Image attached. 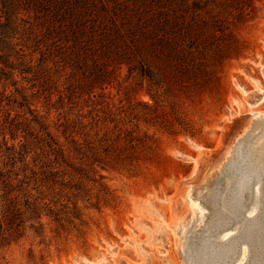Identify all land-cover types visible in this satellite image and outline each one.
Returning a JSON list of instances; mask_svg holds the SVG:
<instances>
[{
	"label": "rangeland",
	"instance_id": "1",
	"mask_svg": "<svg viewBox=\"0 0 264 264\" xmlns=\"http://www.w3.org/2000/svg\"><path fill=\"white\" fill-rule=\"evenodd\" d=\"M255 6L254 19L241 27L244 49L224 63L219 80L209 86H194L189 81L185 84L187 90L176 87L172 93L155 87L136 73L128 76L125 65L117 70L118 78L109 77V85L90 84L97 67L108 64L107 60L88 50L85 70L76 59L78 48L49 39L40 67L46 71L47 82L43 88L39 87L38 97L32 99L34 106L46 117L49 130L60 143L67 144L63 134L66 129V134L74 131L69 140L74 138L81 146L84 140L91 141L100 156L107 154L108 165L104 170L99 169L100 165L95 167L94 175L88 174L87 168L81 175L65 168L53 187L39 178L31 179L27 193L20 192L18 204L24 208L25 195L31 200H41L59 214L58 222L49 216L48 208L42 212L41 225L30 219L29 211L25 212L23 223H17L21 225L22 236L0 249V264H194L198 258L196 250L203 243L214 248L220 244L224 231H216L213 226L218 212L212 206L215 203L224 209L223 201L229 191L238 187L249 165L260 176L254 175L255 186L243 192L242 207L248 209L254 205L258 199L255 188L261 185L264 210V150H259L260 146L264 148L261 140L264 127L261 126H255L260 128L255 136L246 137L245 147L242 138L236 140L235 157L228 156L227 151L224 162L209 168L207 176L188 186L187 195L182 196L184 200L178 197L171 203L179 183L193 171L199 153L215 147L225 123L239 116L264 113V99L256 107L248 104L254 94L264 93V0L255 1ZM20 37L14 36L12 43L24 44ZM26 46L29 48L30 44ZM23 50L31 55L29 50ZM2 55L0 52V64L6 62ZM16 58H7V65L17 64ZM31 58L37 75L38 52ZM31 76L25 75V81L17 77L19 87L28 95L37 90L27 91ZM43 81L37 80L35 86ZM13 90L0 82V95L13 97ZM146 96L150 103L146 102ZM15 114L13 111L12 116ZM110 120L115 121L109 123ZM240 146L244 152L242 149L239 152ZM84 166L81 162L80 168L84 170ZM226 170L231 174L225 175ZM20 179L16 178V182ZM217 185L224 190L222 194L216 193L213 200L211 193ZM72 196H76L74 204ZM191 207L196 210L194 215L189 211ZM245 208L241 213H247ZM184 216L180 227L179 220ZM263 219L258 220L260 225ZM1 229L8 228L3 225Z\"/></svg>",
	"mask_w": 264,
	"mask_h": 264
},
{
	"label": "trees",
	"instance_id": "2",
	"mask_svg": "<svg viewBox=\"0 0 264 264\" xmlns=\"http://www.w3.org/2000/svg\"><path fill=\"white\" fill-rule=\"evenodd\" d=\"M255 1L0 0V52L6 58L0 64V82L15 93L13 97L0 95V249L22 236L19 227L25 212L29 211L30 219L40 224L42 212L48 208L49 216L58 222L59 214L41 200L25 195L24 208L18 204L20 192L27 193L31 179L39 178L53 187L65 168L74 174H82L87 168V173L94 175L95 167L100 165L99 169L104 170L108 165L107 154L100 156L91 141L84 140L81 146L74 138L69 140L74 131L66 134V129L63 134L67 144L60 143L49 130L46 117L34 106L32 99L47 82L46 71L40 67L49 39L78 48L81 54L76 59L85 70L88 50L107 60L108 64L97 67L90 84L109 85L110 78H118L117 70L125 65L128 76L136 73L172 93L176 87L187 90L185 84L189 81L194 86H209L219 80L224 63L244 49L241 27L254 19ZM16 35L24 39V44L12 43ZM37 52L39 71L35 75L31 57ZM9 57L18 63L8 66ZM27 74L32 75L27 80L31 85L27 91L37 89L31 95L17 81L18 76L25 81ZM36 78L44 80L38 88ZM13 111L16 114L12 116ZM106 141L102 142L104 146ZM81 162L86 165L84 170ZM18 177L21 179L16 182ZM75 200L72 196L73 204ZM72 210H76L75 205ZM3 225L8 229L2 231Z\"/></svg>",
	"mask_w": 264,
	"mask_h": 264
},
{
	"label": "bare ground",
	"instance_id": "3",
	"mask_svg": "<svg viewBox=\"0 0 264 264\" xmlns=\"http://www.w3.org/2000/svg\"><path fill=\"white\" fill-rule=\"evenodd\" d=\"M263 99H264V93L259 92L258 94L253 95V97L250 99V102L248 104L250 107H256L261 101H263ZM253 115L254 116H250L249 119H252L255 116H258L259 114H253ZM263 134H264V131H263ZM261 140H263V142H264V139L262 138V136H261ZM220 146H221V141H219L218 145L216 146V149H218ZM241 149H242V146L239 147V152L241 151ZM259 150H260V152H263V150H264L263 146H260ZM227 151H228V148L225 149L223 157L220 158L218 161H216L214 164L210 165L209 168H212L213 166H215L216 164L221 162L225 158ZM256 154H259V152H257ZM198 161H199V155L195 159L196 164ZM234 164H236V163L234 162L231 165V168L234 167ZM243 171H245V170H243ZM238 175H240V174H238ZM253 176L254 175L251 172L248 175L244 174L245 179L240 180V182H238V187H236V189L233 188L232 190L230 188L231 191H229L226 200L223 201L224 202V205H223L224 209H220L219 206L216 207L218 213L215 216L216 217L214 220L215 224L213 226H216V227H214V228H216V231L217 230H220V231L223 230L224 232L220 236L221 239H219L220 244L218 242V244H219L218 247L214 248L211 246L212 247L211 248V247H209L207 242L203 243V246L200 249V257H199L198 264H232L233 261H235V264H264V247H263V249L261 248L262 242L260 243V241H259L260 235H262V237H263L262 240H264V231L262 229L264 226V219L262 222L263 225L261 224L262 226L260 225L261 222L258 221L262 217H264V210L261 207V201H260V199L262 197L261 185H259L255 188V192L258 194V195L255 194L256 195L255 198L258 197V199L256 198V202L254 203V205L250 206V208H248V209L245 208L246 206L242 207L243 206V204H242L243 192L248 187L255 186V185H252V183L254 184ZM243 181H245V186H244ZM260 182H261V180H260ZM249 183H250V185H249ZM257 183L260 184L259 182H257ZM261 184H263V183L261 182ZM186 192H187L186 190L181 191V189H179L175 198L180 197V199L184 200L183 197H185V196H183V195L184 194L187 195ZM213 200H214V198H213ZM220 200H221V198H220ZM253 200H251V202ZM257 200H259L260 202H258ZM216 205L217 204H215V206ZM221 208H222V206H221ZM243 208H245L244 212H247V213L244 214L246 216H244L242 218L243 214L241 212L244 210ZM189 211L193 215L196 212V210L193 207H191ZM259 216H261V218L258 219ZM184 218H185V216L179 220L178 226H180V225L183 226V224H184L183 222L185 221ZM188 222H186V224ZM211 225H212V223H211ZM182 226H180V227H182ZM206 241H208V240H206ZM209 244H211V243L209 242ZM213 246H214V244H213ZM118 261L120 262L119 259H118ZM119 264H121V263H119Z\"/></svg>",
	"mask_w": 264,
	"mask_h": 264
},
{
	"label": "water",
	"instance_id": "4",
	"mask_svg": "<svg viewBox=\"0 0 264 264\" xmlns=\"http://www.w3.org/2000/svg\"><path fill=\"white\" fill-rule=\"evenodd\" d=\"M262 75L264 78V68L262 69ZM146 99H148V100H146V102H149V103L151 102V99H149L148 96H146ZM250 116H252V115L249 114V115L239 116V117L234 118L233 120L228 121L227 123H225L223 125L222 132H221V135L219 137L217 144L215 145V147L212 150L201 151L199 153V161L197 162V164L195 163V166H194L191 174L184 181L179 183L178 188L175 191L174 196L171 198V203L174 202V199H175L179 189H181V191H185V190L187 191L188 186H192V184H194L195 182L200 181V179H202V177L207 176L206 172L209 170L210 165L214 164L216 161H218L220 158L223 157V154H224L226 148H228V156H229V154L231 156L233 154V156L235 157V155H234L235 152L233 151V149H234L233 145H234L236 139L242 138L241 144H244L243 146L245 147L246 145H245L244 141L246 140V137H248L250 134L251 135L254 134V136H255V134L260 129L259 127H255V126L264 127V113L259 114L258 120H256V121L253 120V118L249 119ZM219 141H221V146L218 149H216V146L218 145ZM255 141H256V139H255ZM244 147H243L242 151L244 150ZM243 155H244V153H243ZM234 157H233V159H234ZM225 160H223V162ZM223 162H222V164H223ZM246 169H248V171H245V174L253 172L254 173L253 175H257L258 177L260 176L259 173L255 169H253L251 171L250 165L248 167H246ZM209 172H210V170H209ZM224 174L228 176L231 173L229 174L228 170H226V171H224ZM241 178H242V180L244 179V174L241 175ZM190 180H193V182L191 183ZM249 185H250V183H249ZM184 186H186V187H184ZM214 190L215 191L211 193V197H213V198H214V196H216V193L222 194L224 187L217 185ZM225 190H226V185H225ZM248 192L250 194L249 190H248ZM212 208H214L217 211L215 203L213 204ZM242 214H244V213H242ZM196 255L198 258L194 264H198L199 257H200V250H198V249L196 250Z\"/></svg>",
	"mask_w": 264,
	"mask_h": 264
}]
</instances>
